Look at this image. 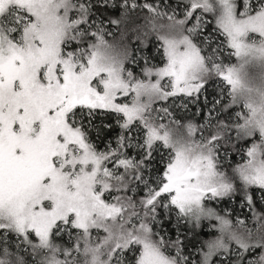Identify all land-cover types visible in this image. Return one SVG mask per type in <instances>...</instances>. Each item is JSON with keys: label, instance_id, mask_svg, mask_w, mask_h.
I'll return each instance as SVG.
<instances>
[{"label": "snow or ice", "instance_id": "6c2138e0", "mask_svg": "<svg viewBox=\"0 0 264 264\" xmlns=\"http://www.w3.org/2000/svg\"><path fill=\"white\" fill-rule=\"evenodd\" d=\"M0 264H264V0H0Z\"/></svg>", "mask_w": 264, "mask_h": 264}, {"label": "trees", "instance_id": "16d2710c", "mask_svg": "<svg viewBox=\"0 0 264 264\" xmlns=\"http://www.w3.org/2000/svg\"><path fill=\"white\" fill-rule=\"evenodd\" d=\"M106 27H109V26L106 25ZM213 27H214V21L207 25L205 33L207 34L208 32H212ZM109 30L113 32V36L107 37V39L109 41H113V40L119 38L121 29L118 26H110ZM219 39H223V37H219ZM154 45H155V40L153 38L152 42L148 45V47L146 49H142L141 51L152 58L151 63H155V64L159 65L160 64V57L155 54ZM136 46L137 45H135V44L132 45V47H136ZM230 62L236 63L237 61L233 57ZM143 63H144L143 60H141L140 61L141 66H143ZM135 71L137 73H139L140 68H136ZM210 90H211V88H210ZM176 105H179V104L176 102ZM157 107H159V105H157ZM195 110H196L195 106H190L188 112H185L183 109L178 108L176 110V114H177V116H180V117L185 116V115L191 116L195 112ZM94 123H96L97 126L100 128H102L103 124L112 123L111 129L102 128V131H100L99 137H97V133L95 130L92 132V139H93V141H95L97 147L100 150H104V148L106 147V145L109 142L113 146H115V142H116L115 138H116V135L119 133V128H118V126H116L115 122L112 121L109 116L99 115V116H97ZM128 151L130 152V154L135 155V153L132 150L129 149ZM160 161H161V155L159 153H156L155 154V160L152 162L153 166L155 168H162L163 165L160 163ZM231 161L233 164H235L237 162H242L239 160V158L235 154L232 155ZM257 206L259 207V204ZM218 207L220 209H227V211L231 214L233 219H235L236 216H240L241 218H243V217H249L250 218V216H251V214L248 212L247 208H241L239 197L236 198L235 202L223 201L218 205ZM249 223H251L250 219H249ZM164 229L166 230L168 235L171 236V238H173V239L175 238V230L172 228V225L168 221L164 222ZM214 235H216V233L214 231L210 230L208 222L205 221L203 228L198 229L197 234L190 238L191 244H189V249H191L193 245L198 246L199 243L203 242L204 240H206V239H208ZM65 239H67V237H65ZM186 243H187V240H186Z\"/></svg>", "mask_w": 264, "mask_h": 264}, {"label": "rangeland", "instance_id": "374dc122", "mask_svg": "<svg viewBox=\"0 0 264 264\" xmlns=\"http://www.w3.org/2000/svg\"><path fill=\"white\" fill-rule=\"evenodd\" d=\"M176 102H177L178 104L180 103V101H179V100H177Z\"/></svg>", "mask_w": 264, "mask_h": 264}]
</instances>
